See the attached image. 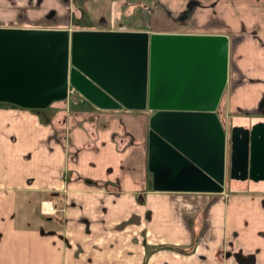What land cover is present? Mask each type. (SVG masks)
<instances>
[{
  "label": "crops",
  "instance_id": "crops-1",
  "mask_svg": "<svg viewBox=\"0 0 264 264\" xmlns=\"http://www.w3.org/2000/svg\"><path fill=\"white\" fill-rule=\"evenodd\" d=\"M0 27L224 34L215 112L230 126L264 121V0H0ZM51 106L56 121L39 120ZM150 113L99 109L69 87L44 108L0 101V264L29 262L9 251L22 239L40 246L30 261L41 264H264V179H230L219 193L151 190ZM19 203L30 206L21 216ZM142 228L153 243L144 262Z\"/></svg>",
  "mask_w": 264,
  "mask_h": 264
},
{
  "label": "water",
  "instance_id": "water-1",
  "mask_svg": "<svg viewBox=\"0 0 264 264\" xmlns=\"http://www.w3.org/2000/svg\"><path fill=\"white\" fill-rule=\"evenodd\" d=\"M224 34L0 27V101L44 108L67 88L99 109L151 111L153 191L219 193L264 179V121L228 130L215 109L225 85Z\"/></svg>",
  "mask_w": 264,
  "mask_h": 264
},
{
  "label": "rangeland",
  "instance_id": "rangeland-1",
  "mask_svg": "<svg viewBox=\"0 0 264 264\" xmlns=\"http://www.w3.org/2000/svg\"><path fill=\"white\" fill-rule=\"evenodd\" d=\"M136 11L139 12V9L137 8ZM142 13L144 14L145 11L142 10ZM57 111H58L57 107L51 106V107H48V108H46L44 110H40L38 113H36V115L39 118V120L46 121L48 123H52L53 124L56 121V116H54V115L57 113ZM0 119L3 122L6 121L4 118H0ZM219 119H220V121H221V123L223 125V128L225 130H228V128L230 126V123H231L230 119L225 118V117H220ZM224 182H225V185L226 184L227 185L230 184V178H228L227 175L225 176ZM137 201H138V203H140L143 206V209H145V210H143V214H142L141 218L143 220H148L151 217V210L148 207V206L151 205V203L150 202H146V197H145L144 193H142L139 196V198H137ZM18 205L20 207V208H18V209H20V211L18 212L19 216H21L22 214H25L27 211H29V207L30 206L27 207V206L22 205L21 203H19ZM28 215L30 216V214H28ZM19 216L17 217L18 221H20L19 220L20 219ZM137 219H139V216L137 214L133 213L127 218L126 222H129V221H132V220H137ZM190 225L192 226L193 223L190 222ZM191 231H193V233L196 236H198L199 235L198 232L200 231V226L196 227L194 230L192 229ZM145 233H146L145 229L142 228L140 249H141V252L143 253V255H144L145 252H147L148 255H150L153 252V250H152L153 243L150 242V240L152 238L150 237L151 235L146 237ZM11 248L9 247V251H10V253L12 252L13 255H18L20 257L21 256H27V255L30 256L29 262H27V260H25V261L16 260L14 262V264H41V263H37L35 261H30L34 257L38 258V255H41V253H42L41 250H40V246H36L34 242L27 241V240L24 241V239H22L21 244H18V242L16 240L15 241L13 240ZM148 255L143 256V258H142L143 262L146 260V257H149ZM45 264H49L48 261H45ZM50 264H54V262H51Z\"/></svg>",
  "mask_w": 264,
  "mask_h": 264
},
{
  "label": "built area",
  "instance_id": "built-area-1",
  "mask_svg": "<svg viewBox=\"0 0 264 264\" xmlns=\"http://www.w3.org/2000/svg\"><path fill=\"white\" fill-rule=\"evenodd\" d=\"M51 210V206L49 205V208L47 209L45 206H44V201H41L39 203V211L41 213H48L49 211Z\"/></svg>",
  "mask_w": 264,
  "mask_h": 264
},
{
  "label": "trees",
  "instance_id": "trees-1",
  "mask_svg": "<svg viewBox=\"0 0 264 264\" xmlns=\"http://www.w3.org/2000/svg\"><path fill=\"white\" fill-rule=\"evenodd\" d=\"M173 249H175V250H181V251H187V250H185V249H188L189 250V248L191 247V245L190 246H187V247H185V248H180V247H177V246H171ZM152 250H153V248H152ZM151 251V250H150ZM148 253L147 252H145V256L147 255Z\"/></svg>",
  "mask_w": 264,
  "mask_h": 264
},
{
  "label": "bare ground",
  "instance_id": "bare-ground-1",
  "mask_svg": "<svg viewBox=\"0 0 264 264\" xmlns=\"http://www.w3.org/2000/svg\"><path fill=\"white\" fill-rule=\"evenodd\" d=\"M44 206L48 209L49 208L48 202H44Z\"/></svg>",
  "mask_w": 264,
  "mask_h": 264
},
{
  "label": "flooded vegetation",
  "instance_id": "flooded-vegetation-1",
  "mask_svg": "<svg viewBox=\"0 0 264 264\" xmlns=\"http://www.w3.org/2000/svg\"><path fill=\"white\" fill-rule=\"evenodd\" d=\"M227 175V173L225 172V176Z\"/></svg>",
  "mask_w": 264,
  "mask_h": 264
}]
</instances>
